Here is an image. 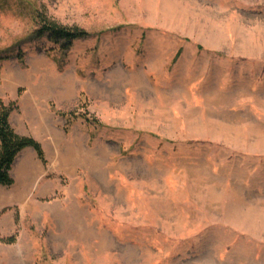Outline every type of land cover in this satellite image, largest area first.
Returning a JSON list of instances; mask_svg holds the SVG:
<instances>
[{
  "label": "rangeland",
  "instance_id": "rangeland-1",
  "mask_svg": "<svg viewBox=\"0 0 264 264\" xmlns=\"http://www.w3.org/2000/svg\"><path fill=\"white\" fill-rule=\"evenodd\" d=\"M0 101V264H264V0H0Z\"/></svg>",
  "mask_w": 264,
  "mask_h": 264
},
{
  "label": "trees",
  "instance_id": "trees-1",
  "mask_svg": "<svg viewBox=\"0 0 264 264\" xmlns=\"http://www.w3.org/2000/svg\"><path fill=\"white\" fill-rule=\"evenodd\" d=\"M40 36H46L60 48L67 49L72 42L84 38L88 33L77 27H65L57 23L41 18ZM12 106H6L0 101V185L9 186L13 183L10 170L19 152L25 148L35 151L37 157L45 162L44 151L39 141L31 136L18 134L11 126L9 115Z\"/></svg>",
  "mask_w": 264,
  "mask_h": 264
},
{
  "label": "bare ground",
  "instance_id": "bare-ground-1",
  "mask_svg": "<svg viewBox=\"0 0 264 264\" xmlns=\"http://www.w3.org/2000/svg\"><path fill=\"white\" fill-rule=\"evenodd\" d=\"M23 176V175H22ZM24 182H25V179H24ZM24 184V183H23ZM24 186V185H23ZM20 196V195H19Z\"/></svg>",
  "mask_w": 264,
  "mask_h": 264
}]
</instances>
